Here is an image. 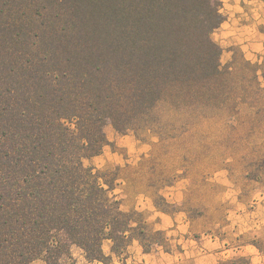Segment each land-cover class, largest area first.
Here are the masks:
<instances>
[{
	"label": "rangeland",
	"instance_id": "rangeland-1",
	"mask_svg": "<svg viewBox=\"0 0 264 264\" xmlns=\"http://www.w3.org/2000/svg\"><path fill=\"white\" fill-rule=\"evenodd\" d=\"M96 2L0 0V131L13 123L12 113L16 119L20 108L38 113L36 105L48 97L66 99L69 107L83 101L101 120L105 137L94 154L82 150L83 162L115 187L124 178L130 198L146 190L163 205L159 192L177 178H186L196 198L202 186L217 183L208 180L215 172L228 178L229 172L238 188L248 187L247 176L249 187L264 195V63H253L261 91L252 86L243 53L224 56L218 45V61L233 77L204 89L233 90L248 103L230 112L217 109L214 99L198 106L201 89L194 85L178 106L171 98L155 108L158 82L148 63L156 62H144L142 54L130 62L119 30L93 15L94 7L105 8ZM70 149L79 151L76 143ZM97 158L109 159L107 165L96 167Z\"/></svg>",
	"mask_w": 264,
	"mask_h": 264
},
{
	"label": "trees",
	"instance_id": "trees-1",
	"mask_svg": "<svg viewBox=\"0 0 264 264\" xmlns=\"http://www.w3.org/2000/svg\"><path fill=\"white\" fill-rule=\"evenodd\" d=\"M99 3L105 8L94 7L93 15L119 30L130 62L141 54L144 62H156L148 63L158 82L155 108L171 98L178 106L194 85L201 89L198 106L214 99L217 109L230 112L248 103L233 90L204 89L234 73L222 68L220 48L211 37L221 21L219 0H97L95 5ZM245 66L252 72L253 88L263 91L255 65L247 61ZM65 100H40L38 113L20 108L17 119L12 113L13 123L0 131V264H30L39 257L56 264L73 243L88 258H99L103 239L118 234L129 220L111 196L114 180L106 181L82 159V150L94 154L96 145L105 142L101 120L90 103L69 107ZM74 143L77 152L70 149Z\"/></svg>",
	"mask_w": 264,
	"mask_h": 264
},
{
	"label": "crops",
	"instance_id": "crops-1",
	"mask_svg": "<svg viewBox=\"0 0 264 264\" xmlns=\"http://www.w3.org/2000/svg\"><path fill=\"white\" fill-rule=\"evenodd\" d=\"M219 1L221 21L212 38L224 56L238 50L248 61L264 63V0ZM102 158L96 167L107 165ZM226 176L213 173L208 180L217 183L202 186L196 198L186 178H177L159 192L163 205L146 190L130 198L121 178L111 196L129 215L123 229L103 239L101 257L90 259L73 243L56 264H264V195L249 187L247 176L246 188L234 187ZM222 181L217 193L214 186ZM30 264L48 261L39 257Z\"/></svg>",
	"mask_w": 264,
	"mask_h": 264
}]
</instances>
